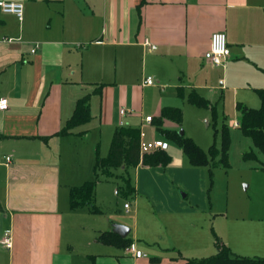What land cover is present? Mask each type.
<instances>
[{
  "label": "crops",
  "instance_id": "1",
  "mask_svg": "<svg viewBox=\"0 0 264 264\" xmlns=\"http://www.w3.org/2000/svg\"><path fill=\"white\" fill-rule=\"evenodd\" d=\"M5 1L22 3L23 17L0 8V98L9 104L0 110V264H182L191 259L185 252L216 254L215 236L236 255L264 258V224L257 235L240 233L229 226V211H217L210 201L186 203L176 193L171 200H148L151 216L141 229L137 206L126 238L146 256L99 242L101 232H113L112 222L96 224L89 218L95 214L90 207L70 208L71 188L92 181L98 141L105 133L113 138L121 121L141 130V152L147 153L137 125L151 116H143L145 88L158 93L152 125L159 131L155 120L163 108H180L183 123L191 91L206 96L200 80H207L208 67L227 73L240 60L264 67V0ZM215 32L228 37L231 54L224 66L204 57ZM148 77L153 85L144 84ZM86 95L90 121L62 134L77 101ZM121 108L133 113L121 116ZM162 127L179 131L182 124L166 119ZM172 165L145 167L169 170ZM142 166L135 167L138 185L129 177L132 195L146 192ZM180 166L204 180L208 173L213 176L189 159ZM92 205L98 207L93 199ZM6 233L11 248L1 243ZM79 236L85 246L81 259L74 260L77 249L71 243Z\"/></svg>",
  "mask_w": 264,
  "mask_h": 264
},
{
  "label": "rangeland",
  "instance_id": "2",
  "mask_svg": "<svg viewBox=\"0 0 264 264\" xmlns=\"http://www.w3.org/2000/svg\"><path fill=\"white\" fill-rule=\"evenodd\" d=\"M207 70H209L207 80L201 79L200 84L206 86L202 88L205 97L210 98L213 102L218 101L220 116L223 118L226 115L227 117L231 138L229 168L219 167L213 170L211 178L208 173L205 180L199 173H189L180 166L181 163L183 165L188 160L181 148L175 142L165 138L154 125H145V122L141 123L139 119L136 124L142 128L144 148H149L154 140L168 142L170 162L174 167H170L169 170L163 169L164 167L153 168L150 171L148 167L142 166L147 170V175L144 174L146 179L142 180V188L146 191L143 193L147 194L139 192L137 195L127 196L122 191L124 186L122 175L131 177L133 184L138 185V170L135 167L130 168L127 173L124 169H117L111 177H100L96 182V185L100 186V199L95 203L93 198V203L101 208L102 213L89 216L90 219L93 218L96 221V224L99 223V220H104L106 223L109 220L112 224H121L131 228L136 220L135 209L138 206L139 228L141 229L151 216V211L147 209L148 200H171L173 194L176 193L178 199L186 203L193 201L208 204L210 201L214 209H219L217 211L222 213H225V210L229 211L231 229L235 227L238 232L246 235L258 234V228L263 227L264 224V170L259 168L264 163V154H259L258 161L243 160V153L251 149L255 150V148L252 140L245 137L237 126H233V121H237L241 116L236 109L238 102L251 108L261 106L257 90L264 88V67L248 60H240L233 64L227 73L222 67H208ZM141 96V99L145 100L143 116H152V106L158 98V93L150 88H145ZM183 111L184 118L179 131L183 130L203 150L207 151L214 142L220 146V137L214 136L213 120L208 110L186 102ZM220 125L221 118L218 119V127ZM107 136H109V140H107ZM107 136L105 133L100 139L96 135V138L100 139L98 141L100 142L99 154L102 157L107 156L112 140V134L109 133ZM164 170L166 171L164 172ZM92 180H96L95 173L92 175ZM115 190L120 191L119 196L114 194ZM187 194H189L188 197ZM138 196L139 205L136 204ZM124 203L131 206L129 212L123 208ZM236 207H239L237 208L238 213H236ZM121 221H126L128 224ZM74 228L80 230L76 224H74ZM129 238L135 240L133 233ZM71 244L77 249L73 259H81L85 246L84 239L79 236L75 243ZM211 254L212 252L208 251H189L185 252L184 256L194 259ZM246 257L252 258V256Z\"/></svg>",
  "mask_w": 264,
  "mask_h": 264
},
{
  "label": "trees",
  "instance_id": "3",
  "mask_svg": "<svg viewBox=\"0 0 264 264\" xmlns=\"http://www.w3.org/2000/svg\"><path fill=\"white\" fill-rule=\"evenodd\" d=\"M257 94L261 100L259 108H250L242 103L237 104V110L241 115L238 128L245 137L252 140L255 148V150L251 149L243 153L242 158L245 161H258L259 154H264V88L257 90ZM188 101L192 105L210 112L213 120L214 136L220 137V146H217L214 142L206 151L185 134L163 129L162 123L166 119L179 125L182 124L183 113L180 108H163L160 116L155 120L156 126L167 139L175 142L181 148L192 166L206 167L211 171V175L214 168L228 169L230 166L231 138L230 128L226 121L227 117L225 115L223 118L220 116L217 102L210 101L196 90L191 91ZM219 118H221V125L218 127ZM90 119V96L86 95L77 101L74 113L61 133H70L71 130L89 122ZM170 161L171 155L166 151L142 153L141 130L135 127L120 126L113 134L107 156L102 157L97 151L94 164L96 180L87 181L80 186L71 188L70 208L77 210L82 207H90L92 212L99 213L101 210L92 205V199L96 182L99 181L100 177H111L117 169H124L127 173L129 168L138 167L139 165L166 167ZM259 168L264 170V163ZM121 177L124 182L123 193L127 196L132 195L134 189L129 176L122 175ZM97 240L120 248H127L132 244L128 238L122 239L111 231L101 232ZM215 240L216 254L201 259H185L182 264H264V258H248L236 255L219 237L215 236Z\"/></svg>",
  "mask_w": 264,
  "mask_h": 264
},
{
  "label": "built area",
  "instance_id": "4",
  "mask_svg": "<svg viewBox=\"0 0 264 264\" xmlns=\"http://www.w3.org/2000/svg\"><path fill=\"white\" fill-rule=\"evenodd\" d=\"M0 8L3 12L11 13L16 15L19 19H22L23 17V4L20 2L15 1H5L0 0ZM152 49L155 48V46H151ZM34 52V51H33ZM231 51L228 45V37L225 32H215L211 36L210 41V47L206 51L204 57L207 61H209L211 64L215 66H224L227 62L228 58L230 57ZM145 85H153L154 80L151 77H148L144 81ZM8 99L7 98H0V110L5 111L8 109ZM133 113V110H128L126 108L120 109V115L126 116ZM145 125H152L153 123V117L152 116H146L145 119ZM121 126H124V122H120ZM169 148V144L165 142L164 140H154L151 143V146L148 148L147 153H152L156 151H165ZM7 162L11 161V157L6 158ZM115 194H119V190L115 191ZM124 208H129V204H125ZM1 243L6 248L12 247V238L9 233H6L1 241ZM129 250L134 253L137 256H146L145 254H142L141 252L136 250V246L134 243H132L129 246Z\"/></svg>",
  "mask_w": 264,
  "mask_h": 264
},
{
  "label": "water",
  "instance_id": "5",
  "mask_svg": "<svg viewBox=\"0 0 264 264\" xmlns=\"http://www.w3.org/2000/svg\"><path fill=\"white\" fill-rule=\"evenodd\" d=\"M180 134H183V130L180 131ZM112 231L118 234L122 238H126L130 232V229L121 224H112Z\"/></svg>",
  "mask_w": 264,
  "mask_h": 264
}]
</instances>
